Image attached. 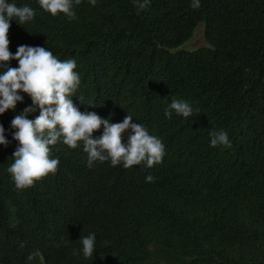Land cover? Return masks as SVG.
I'll list each match as a JSON object with an SVG mask.
<instances>
[{"label":"trees","instance_id":"trees-1","mask_svg":"<svg viewBox=\"0 0 264 264\" xmlns=\"http://www.w3.org/2000/svg\"><path fill=\"white\" fill-rule=\"evenodd\" d=\"M8 2L35 11L23 25L10 21L11 53L39 46L74 59V105L111 123L131 115L165 155L151 168L88 167L83 143L73 149L61 138L50 146L56 173L18 190L7 169L19 146L11 121L32 105L21 93L0 114L9 141L0 145V264H264V0H200L199 9L192 0L144 9L137 0H73L71 19L38 0ZM199 23L206 46L183 49ZM173 99L193 116L165 117ZM38 115L37 107L28 118ZM212 130L227 132L231 147H210ZM92 233L86 257L82 238Z\"/></svg>","mask_w":264,"mask_h":264},{"label":"clouds","instance_id":"clouds-1","mask_svg":"<svg viewBox=\"0 0 264 264\" xmlns=\"http://www.w3.org/2000/svg\"><path fill=\"white\" fill-rule=\"evenodd\" d=\"M79 4L81 0H74ZM39 6L53 16L63 13L70 19L75 16L73 0H38ZM94 6L96 0H90ZM150 0H137L139 9L146 8ZM194 9L200 8V0H192ZM35 11L29 6L18 7L8 0H0V114L15 109L18 102H23L27 94L32 105L16 115L11 121L15 129L13 139L19 146L13 153L14 162L7 171L11 174L15 187L23 190L31 187L35 181L48 174H55L59 160L51 158V147L62 138V142L75 149L78 142L83 143V151L87 153L88 167L94 162L110 160L112 166L123 163L124 168L139 165L142 162L148 168L163 161L165 146L162 141L139 123H134L131 115L122 122L111 123L102 119L95 112H81L72 101L73 94L80 84V76L75 71L74 59L61 61L44 47L22 45L15 54L9 50L8 39L10 21L18 18L19 24L33 20ZM17 60L18 67H9L7 62ZM39 108V115L29 119L30 113ZM198 111V110H197ZM173 112L184 118L193 116V107L185 100L173 99L165 109L164 115L171 118ZM103 126L98 138L93 133ZM128 130L127 143L123 142V134ZM5 129L0 124V145H7ZM210 147L223 145L231 147L227 132L212 130L209 132ZM148 175L146 182H154ZM83 254L91 257L95 248V234L82 238ZM35 253L28 257L34 258Z\"/></svg>","mask_w":264,"mask_h":264},{"label":"rangeland","instance_id":"rangeland-1","mask_svg":"<svg viewBox=\"0 0 264 264\" xmlns=\"http://www.w3.org/2000/svg\"><path fill=\"white\" fill-rule=\"evenodd\" d=\"M203 29H204L203 24L199 23L195 27L192 37L185 44L182 45V48L185 50H195L197 48L206 46L203 37Z\"/></svg>","mask_w":264,"mask_h":264}]
</instances>
